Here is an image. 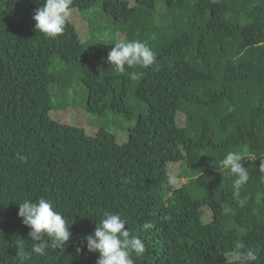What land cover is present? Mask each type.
Here are the masks:
<instances>
[{
    "label": "trees",
    "instance_id": "1",
    "mask_svg": "<svg viewBox=\"0 0 264 264\" xmlns=\"http://www.w3.org/2000/svg\"><path fill=\"white\" fill-rule=\"evenodd\" d=\"M43 3L0 0V264H18L21 241L31 254L25 264H96L84 237L104 211L120 213L143 240L135 264H235L227 255L241 244L264 264V0H74L81 18L87 12L85 41L70 21L55 39L36 32L32 16ZM92 19L110 26L114 43L90 39ZM119 36L147 43L159 71H115L107 57ZM54 57L65 86L79 79L85 87L88 114H137L126 143L51 118ZM131 71L143 75L132 80ZM229 151L244 155L250 173L238 197L235 177L219 166ZM175 163L199 197L188 184L173 187ZM40 197L72 222L69 242L43 257L31 253L17 215L18 202ZM144 222L154 228L143 231Z\"/></svg>",
    "mask_w": 264,
    "mask_h": 264
},
{
    "label": "clouds",
    "instance_id": "2",
    "mask_svg": "<svg viewBox=\"0 0 264 264\" xmlns=\"http://www.w3.org/2000/svg\"><path fill=\"white\" fill-rule=\"evenodd\" d=\"M74 0H44L32 16L35 31L50 39H55L65 32L67 23L73 14ZM109 64L119 73H125L126 68L139 66L159 71L156 53L145 42L139 40L121 41L114 44L108 53ZM132 80L140 79L142 72L128 73ZM17 159L26 161V157L17 154ZM245 157L240 152L229 151L219 161V166L235 177L233 194L239 196L241 189L248 183L250 173L244 167ZM245 201H241L243 205ZM18 217L30 229L29 237L33 241L31 253L38 256L48 255V249L61 250L72 235V222L59 212L52 200L40 197L37 200L24 199L18 202ZM127 220L120 213L104 211L94 233L84 237L87 251L98 253L96 264H135V258H142L146 252L143 240L132 234L126 227ZM142 230L147 232L154 228L151 222H144ZM244 245H238L231 253L235 264H256L258 253L252 248L244 250ZM80 249H77L79 252ZM18 264H25L31 259V254L25 250L21 241L17 250Z\"/></svg>",
    "mask_w": 264,
    "mask_h": 264
},
{
    "label": "rangeland",
    "instance_id": "3",
    "mask_svg": "<svg viewBox=\"0 0 264 264\" xmlns=\"http://www.w3.org/2000/svg\"><path fill=\"white\" fill-rule=\"evenodd\" d=\"M87 12L83 13L84 16ZM82 15L77 12V9H73V14L70 17L69 21L76 27V30L79 34V38L82 41L88 39L89 36V27ZM86 17V16H85ZM86 21V22H85ZM92 33L91 40H100L106 42L107 46L111 43H114L112 39L109 38V25L103 23L104 21L92 19ZM89 23V22H88ZM103 32L105 39L99 37L98 34ZM118 36V34L113 33L111 38ZM118 42H121L124 36H119ZM116 38V37H115ZM116 40V39H115ZM116 42V41H115ZM51 70L57 74L60 78L59 83L52 86L50 89L51 92V103L53 109L50 111L51 118L54 116H60L59 120L64 124L77 126L83 128L87 135H94L99 129L112 133L116 142L119 145H123L128 140V130L131 129L136 122V113L131 119H125L120 114H115L110 111H106L103 115H93L88 114L86 106V89L81 84L79 79H73L72 83H69V86H65L62 82L63 75V65L57 57L53 58ZM79 77L77 73L74 74V77ZM55 90V93H54ZM135 106L139 105L134 103ZM140 108L143 107L139 105ZM177 123L179 126H184V117L182 114H178ZM168 173L170 176V181L174 188H179L183 184H188L187 189L190 194L197 197L200 196L201 192L193 184L192 177L189 176V172L186 170L183 163L170 164L168 167ZM199 212L204 223H209L211 221V214L206 207H201ZM228 260H233L232 255H227Z\"/></svg>",
    "mask_w": 264,
    "mask_h": 264
}]
</instances>
